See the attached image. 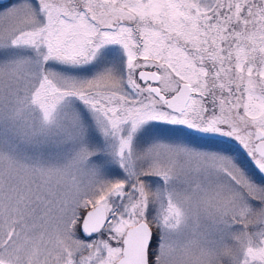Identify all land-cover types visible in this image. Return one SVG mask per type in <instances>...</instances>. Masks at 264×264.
Wrapping results in <instances>:
<instances>
[{"label": "snow or ice", "instance_id": "snow-or-ice-1", "mask_svg": "<svg viewBox=\"0 0 264 264\" xmlns=\"http://www.w3.org/2000/svg\"><path fill=\"white\" fill-rule=\"evenodd\" d=\"M0 264H264V0H0Z\"/></svg>", "mask_w": 264, "mask_h": 264}, {"label": "water", "instance_id": "water-1", "mask_svg": "<svg viewBox=\"0 0 264 264\" xmlns=\"http://www.w3.org/2000/svg\"><path fill=\"white\" fill-rule=\"evenodd\" d=\"M3 2H4V3H7V2H8V0H3Z\"/></svg>", "mask_w": 264, "mask_h": 264}]
</instances>
